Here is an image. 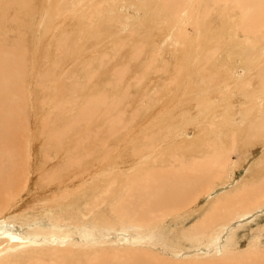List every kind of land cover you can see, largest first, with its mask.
Masks as SVG:
<instances>
[{
    "label": "bare ground",
    "instance_id": "bare-ground-1",
    "mask_svg": "<svg viewBox=\"0 0 264 264\" xmlns=\"http://www.w3.org/2000/svg\"><path fill=\"white\" fill-rule=\"evenodd\" d=\"M89 1H92V3L88 5ZM119 1L120 0H110L109 2H107V0H0V264H170L163 261L158 254L150 251L148 247L144 248L143 246H147V243L150 244L152 242L150 238L155 235L157 228L162 227L161 225L163 222L173 217L174 214L177 215V213L188 212L191 206H196L202 198H208L210 194H215L214 197H216L217 201L205 212V214H203L202 220L193 225L189 236H184L185 242H190L192 246H190V248L185 247V244L188 243H185V246L173 245L175 247L173 256L178 257V259L182 258L177 260L179 262L178 264H182L184 261L201 258L206 260L204 262L192 264H264V252L258 254L250 253L247 255L238 254L232 242L234 240L233 230L238 226L237 224L253 217L258 213L257 210L264 208V167L258 172L259 175L257 180L260 179V181L258 183L255 182L256 184H248L244 176H241L240 180L232 187L233 189L216 186L218 189L214 188L215 191H212L211 189L217 184V180H219L216 179L218 176L217 171H223V173H225L227 169L225 166L227 156H224L225 154H223V151H216L215 153V147L208 151L206 145L208 153L204 152L208 155L205 156L206 159L204 161L192 162V157H189L190 154H198L203 149L206 151L205 148H202L205 142L204 140L202 142L198 141L193 144L191 143V147H187L186 150L181 152V155L176 153V155H179L180 159L174 163L172 169H161L159 166L143 168L142 164H151L155 154L162 152V149L168 152L167 148H164V146L177 144L178 141H182L178 138L184 128L182 130H177V122L173 121V119L175 120L179 114L178 112L182 111V113H184V111H188H186L187 109L178 110L177 108L178 112L176 113L175 109V114L166 110L161 115L159 113L160 111H163L167 106L170 107L173 105V103H170L169 99L167 102V98L162 99L161 96L156 99H151L152 101L156 100L151 103L156 108L152 106V108L148 110V114H146L147 112L144 110L138 109L137 114L132 115L131 119L133 117L135 118L133 124V128L135 129H132L131 120L127 118L117 119L113 118L112 115L107 117L108 114L115 111L114 107H116L109 105V102L106 101L109 94H106L102 99L96 97L89 103H85V106L82 105L76 108V110H80L73 116H68L66 114L67 101L70 102V100L66 101L65 99H72L77 96H69L72 93H84L81 90L82 88H84L85 92L93 86L97 87V89L103 88L109 77L110 66H114L116 64L115 62L118 63L122 59L121 57L126 56L129 50L126 48V44H129L128 36V39H120L117 34H115L116 36L114 37V33L111 31L112 28L108 27L106 21V24H101L102 19L107 20L108 16L107 13L104 12L106 8H98L105 7L109 4H111L113 8H117L119 5L113 2L119 3ZM123 1L133 5H139L143 8L146 6V2L154 0ZM225 2L226 3L221 6L219 13L215 14V17H224L225 14H229L228 10L233 14V12L236 11L235 8H238L235 0H225ZM228 2H230V4H228ZM199 3H197V0H167V3L163 5V12H165L167 19H174L170 24L175 27L178 21L174 14L183 11V14H187V16L191 18L195 12L191 7L194 6L193 8H196V6L202 4ZM262 3L264 4V0H257L256 6L260 7V11H262V9L264 10V5L262 6ZM158 6L159 3H156L154 7L157 9ZM257 8L255 7V9ZM238 10L239 9H237V11ZM257 10V14L260 15L259 9ZM243 11L244 10H242V12ZM83 12H93L92 17L97 18L93 25L98 27L102 26L99 31H102L104 34H100V37L98 35L85 37L81 41V48H77L78 50L76 51L75 48L77 45L75 47L74 42L68 40L70 35L64 37L58 35L67 31L69 28L78 30L77 32H80V34L86 33L91 26L81 14L79 20V13ZM243 13L246 14H241L238 23L228 20V17L224 20V23H227V33L233 36L231 40H228L229 44L226 46V48H229L231 51L229 56L230 60L235 59V61L238 62L240 59L239 57H243L245 60L248 52H254L257 55V59L252 58L251 63L248 61L249 59L246 60L248 63L246 66H243L244 74L241 81H239L238 76L232 72L233 70L231 71L232 74L229 75L231 64H229L226 71L224 70L221 72L220 69V72H216V74L214 72L210 74L206 71L208 68H203L207 72H202L203 75L199 72L202 68L199 70L195 68L197 70H195V73H193L194 68L188 71L187 62L189 61V68L190 66L192 68L193 62L201 59L199 58V53H201L199 51L205 50L208 47V43L204 42L208 38V34L203 37L202 33L200 36L201 38L197 39V48L194 49L195 47L191 48L192 46H190L191 50L188 51L191 55L190 57L185 59L188 55H184L183 57L182 55L185 51L182 53V50L180 56L178 55L179 53L176 54L177 56H174L176 57V62L174 61L175 64L171 62L172 66L170 65L169 67L172 68L178 65V62H183L187 67L185 73L180 72L178 80L172 83L171 86L168 85L166 88L171 93L173 91L176 92V95L179 94L178 97L180 94L182 96L186 94L188 97L191 95L195 98L194 100H196V103L194 106L190 105V102L194 100L189 102V100L193 98L187 99L188 102L186 103H190V106H187L188 110L189 112L190 110L191 112L194 111L193 114L191 113L193 115V117L192 115L191 117L195 118L197 121L203 117L201 115L202 112L208 114L212 110L221 111L227 103L229 105L228 113L232 115L237 128L240 126L237 129L238 134L234 139H241L244 136L250 135L249 129L243 127V120L245 119L251 120L252 126L254 127L252 129V134L257 133V136L263 138L264 112H262L260 116L255 117L256 114L254 110L256 107L259 109V106L262 108L264 107V96L256 98L257 101L249 100L251 97L248 100H243L239 94L240 92H237L236 89L239 85H242V83H246V86H256L255 83H251V80L253 76L256 74L258 75V69L262 68L264 65V36L260 39V42H262L261 45L255 42L256 40L253 41L251 39H247L244 42V40H240L238 30L240 28L242 31L249 32L252 28L250 23L253 22L257 24V32L261 28V30H264V12L261 13L262 18L258 15L259 18L262 19L259 22H257L259 19L257 15L255 20L248 12L244 11ZM120 17L119 15H113L111 20H116L118 22ZM158 19H160V17ZM158 19L157 23H159ZM111 20L109 21L112 22ZM79 22H82L83 26H76ZM218 23L216 24L221 26ZM86 25H88L87 29L85 28ZM186 25L187 22H181L183 28H186ZM198 25L201 28L200 31L205 29V21H195V29ZM123 29L120 28L119 31L122 32ZM228 29L230 31H228ZM83 30L85 32H81ZM92 30H94V28ZM156 30L158 34L156 40L160 47L167 48V46H169L168 48H170L173 43L169 40L167 41V30L163 32L164 34L160 33L161 29L159 26H157ZM84 36L85 35H82L81 37ZM108 39H110V41L106 42ZM139 39L135 37V40ZM120 40L125 42H121L123 46L122 51H120L121 53L119 55L117 53L114 56L111 60H114L113 62H108L105 66L103 63L101 64L105 67L104 73L96 71L97 69L99 70V63L96 61L95 55L92 56L94 59L90 67V72L93 71L94 74L95 72L97 73L96 75L90 74L88 76V80L93 79V82L89 84V86L85 88L84 80L82 84H80L79 81L74 82L75 80H70V78H72L70 77L72 71L69 73L65 71L70 63L67 64L68 61L77 59L76 61L79 62H77L78 64L75 66L78 71L77 73H80V75H88L87 70H84L85 66L80 65V63L82 64L81 55L84 52L87 53L88 50L94 47L97 48L99 45L102 46L103 41L107 43L110 49H113L111 46L113 42ZM132 41L134 44V40ZM115 44L117 45V43ZM187 44L188 43L185 44V48H187ZM198 45L200 46L198 47ZM220 45L219 48H215L216 46L212 47L215 48L216 51L212 52L211 55L207 53L206 56L204 55L206 57L204 61L205 64L208 62V65H210L214 59H217L219 50L221 49ZM173 48L175 49V46H173ZM180 48L178 47V49ZM74 49L75 51H73ZM106 51L108 52L107 49ZM132 52H134V48ZM225 52L226 51H224L223 55H225ZM178 56H182L183 60L177 59ZM55 59V64L57 63L58 69L55 67L53 61ZM172 59L174 58H171V60ZM142 61L143 60H140L139 62L142 63ZM42 64H45L44 69ZM194 66L196 65L194 64ZM196 67H199V65ZM216 67L217 64L215 65V68ZM167 69L168 67L166 70ZM212 69H214V66ZM171 70L175 72L177 68L175 67ZM38 71L42 73L40 76L38 75L36 77V75L39 74ZM199 75L201 76L199 77ZM72 76L74 77L73 79H75V75L72 74ZM260 76L262 77L257 81L261 80L260 87L263 89L264 75L260 74ZM256 78L254 80H256ZM76 83L79 84V87H77ZM203 84L205 85L202 86L205 87L203 90L207 88L205 90L207 92L199 99V85ZM196 86H199L198 90L194 89ZM221 87L225 90V100L220 99L221 95H223L220 94ZM258 90H260V88H258ZM257 91H255V93ZM56 93L61 95L60 98H57L59 99L57 103H60V107L57 106L55 115L46 120L48 126L54 123L59 127V130L55 128L58 131L56 130V132L52 133V136L47 138L50 155L53 153H66L68 155V151L65 150H68V148L72 146L74 149L73 151L80 153L88 151L93 145H106L108 143L112 144L108 151H116L101 159L100 157H96V162L90 166L86 165V167L80 162L83 160L79 159V156L71 157L68 161L66 160L62 166L59 164V167L55 168L53 171L39 170L44 168L43 166L35 167L38 163V157L36 158L34 153L36 148L35 145L38 147L37 142L42 138L37 135V130H35L33 125V118L43 112L45 107L56 102V99L54 100L53 98ZM248 93L249 92H247V94ZM41 96L48 99H44L39 104L37 102L38 99L34 97L40 98ZM144 97L145 96H143V98ZM182 99L183 98H181V100ZM184 99H186V97ZM253 100L255 99L253 98ZM162 101L164 103H162ZM177 102L179 103V101ZM146 104H148V102ZM183 104H185V101ZM175 105H173V107ZM34 107L37 109L36 111H38V113L35 110L34 113ZM98 114L105 115L103 116V127L100 126L102 129L96 128L91 130L95 131L96 134L93 135L96 137L94 136L87 142L83 141L79 146H77V143L72 144V146L67 145V143L70 142V138H68L69 134L75 133V123L79 120L82 121L80 124L86 121L88 127L92 128L94 120H98ZM188 115H190V113ZM107 119L112 122L110 126V122H106ZM136 120H138L137 123ZM149 123L150 126L145 127V125ZM85 125L86 124H84V126ZM84 126L81 128V131L84 130ZM187 129L186 127V130ZM190 132L193 134L191 129ZM85 133L88 132L85 131ZM158 133H166L170 136L169 142L163 143L164 140L157 142L156 138H159ZM76 135L79 134L77 133ZM167 135L164 137L167 138ZM140 136L143 140H140ZM73 139L76 140V138ZM77 140L82 139L77 138ZM223 142L224 141H220V143ZM250 143L251 141L246 142V144ZM97 152H100V150ZM215 154H217V156ZM56 156L58 157L59 154H56ZM165 156L158 159L159 163L165 162ZM125 165H140L139 169L134 172L137 174L128 180V184H124L121 175H118V172H116ZM87 167L88 170H86ZM29 170L39 171V173H41V186L46 185L45 187H49L50 185L52 188L55 186L60 189L59 191L70 187L76 176L81 177L82 181H89V179L92 178V174H94V176L101 175L105 177V182L107 183L105 196L104 198L102 196V199L99 200L100 202L96 204V208L101 207L102 204H104L102 206H105V203H108L112 209L111 213L108 215L106 212L101 211V215L95 217L93 225H90V222H88L86 226H79L78 236L73 232L59 231L55 228H40L39 225L34 223L36 217H32L33 215H37L35 214L36 211L34 213L26 211L15 214L13 211L16 208L12 210V207L16 204L17 196L20 195L21 190L28 185V178H30L28 175ZM142 173L143 176L141 177L140 174ZM96 180L93 179L94 182H96ZM50 187L48 189H50ZM68 193L62 192L60 193L61 195H59L62 200H65ZM205 193L206 196L202 197ZM41 195L43 196V194ZM44 198L43 196L42 199ZM36 209L32 208V210ZM97 209L100 210V208ZM92 212L95 213V209H93ZM60 221H63V216L57 223ZM119 224L125 226V228L126 225L138 226L141 231L135 234L125 232L123 236L116 235L117 238L115 240H110V238H108L110 236L101 238L92 234L97 233L102 227L106 229L109 228V230L115 229ZM119 241H122V243ZM119 244H122V246ZM105 248L108 251H103Z\"/></svg>",
    "mask_w": 264,
    "mask_h": 264
},
{
    "label": "rangeland",
    "instance_id": "rangeland-1",
    "mask_svg": "<svg viewBox=\"0 0 264 264\" xmlns=\"http://www.w3.org/2000/svg\"><path fill=\"white\" fill-rule=\"evenodd\" d=\"M109 1L110 0H107V2H109ZM154 1L146 2V6L143 8L140 7L139 5H133V4H131L129 2H125L123 0H120L119 3L113 2V3L119 5L117 8H113L111 6V4H109L105 7L98 8V9L106 8L107 11L105 10L104 12L107 13L108 19L107 20L102 19L101 24L103 23L102 25H104V23L106 21V23L108 24V27L112 28L111 31H112V33H114L113 34L114 37L116 36L115 34H117L120 39H123V38L128 39V37H129L130 41L128 40V42L130 45L126 44V48H128L129 50H128L126 56L121 57L122 59L118 63L115 62L116 64L114 66H112V67L110 66L109 77H108L105 85L103 86V88L97 89V87L93 86L91 89L87 90L86 92H85L84 88H82V89L80 88L84 93H82V92H80L78 94L72 93L69 96H73V95H77V96L75 98H72V99L71 98L65 99L66 101L70 100V102L67 101L66 114L68 116L75 115L80 110V109L76 110V108H78L82 105L85 106V103H89L90 101L94 100V98L97 97L99 99H102V98H104V96L106 94H109V97L107 98L106 101L109 102V105L116 106V107H114L115 111L113 113L108 114L107 117H110L112 115L113 118H117V119H122V118L126 119L127 118V119L131 120L130 122H131L132 129H135V128H133L135 118L133 117L131 119L132 115H134V114L136 115L138 109L144 110L145 112H147L146 114H148V110L150 108H152V106H153L151 103L156 101V100L152 101L151 99H154V98L156 99V98H159V96H161L162 99L167 98V102L170 100V103H173V105L176 104L174 106L175 108L173 107V105L170 107H168V106L165 107V109H163V111L159 112L161 115L166 110L170 113L175 114V112H174L175 109H176V113L178 112L179 109L180 110H183V109L186 110L187 109L186 111L189 112L187 106H190V105L194 106L195 105L196 100H194L195 98L193 96L190 95L191 97L190 96L188 97V96H186V94H185V96H184V94H183V96L180 94L181 97L180 96L178 97L179 94L176 95L175 94L176 92H173V91L171 93L166 88L168 85L171 86L172 83H174L178 80V78H179L178 76L180 75V72L185 73L187 66H188V71L189 70L191 71L194 68L193 73H195V70L197 68H198L197 70L202 68L203 71L199 70L200 74H202V72L207 73L206 71H208L210 74L213 72L216 74V72H220L219 71L220 69H221V72L224 70L226 71L229 64H231V69L229 70V75L232 74L231 71L233 70L232 72L235 75H237L239 81H241L242 76L244 74L243 66H246V64L248 63L246 60L249 59L248 61L251 63L252 58L257 59V55L254 52H251V53L248 52L246 54L247 57L245 60L243 59V57L242 58L239 57L242 60L239 59L240 61L238 60V62L235 61V59L230 60L229 56H230L231 51L229 50V48H226V46L229 44L228 40H231L233 38V36H232V34L229 35L227 33V29H226L227 23L226 24L224 23V20L227 17H228V20L238 23V21H240L241 14H246V13H243L244 11L248 12V14H251L252 17L256 20L257 16L259 15V14H257V12H258L257 9H259V11L261 10L259 6H256L257 0H255L256 2L254 0H249V1H247V0H235V3H237L236 5H238V8H235L236 11H234L232 14L231 11L228 10L229 14H227V15L225 14L224 17L220 16L221 19L219 16L215 17V14L219 13L221 6L224 5V3H226L225 0H197V3L200 2L199 4L202 3L203 5L201 4L200 6H196V8H193L194 6L191 7V9H193L195 11V12L193 11L194 13H193V16L191 18L189 16H187V14H183V11L181 13L179 12L177 14H174L176 17V20L178 21L177 26H175V27H173L170 24L173 22L174 19L173 20L171 18L167 19L165 12H163V8H164L163 5H165L167 3V0H164V1L163 0H154ZM162 2H164V3H162ZM91 3H92V1H89L88 5ZM156 3H159V6L157 9L154 7ZM217 4H219V5H217ZM228 4H230V2H228ZM241 5H243V6H241ZM263 5L264 4L262 3V6ZM255 7L256 8L258 7V8L255 9ZM237 9H239V10L237 11ZM242 10H244V11L242 12ZM255 12H256V14H255ZM263 12H264V10L262 9V11H260L259 16H261V13H263ZM80 14L85 20H87L89 22V25L91 26V28H90L91 31L89 29L88 31H86V33L80 34V32H77L78 30H75L74 28L73 29L69 28L67 31L58 35L61 37L70 35L68 37V40L70 42H74L75 47L77 45V47L75 48L76 51L79 48H81V46H82L81 41L85 37H89V36H93V35H98L100 37V34L101 35L104 34L102 31L101 32L99 31V30H101L102 26L98 27V26L93 25L94 21L97 19V18L92 17L93 12L92 13H88V12L79 13V20H80ZM113 15L121 16L119 18L118 22L116 20H113V21L111 20ZM259 16H258V18H259ZM151 17L153 18V20ZM157 17L158 18L160 17V19H158ZM261 18H262V16H261ZM261 18H259L257 20V22L261 21L262 20ZM157 19L159 20V23H157ZM219 19H220V21H219ZM109 20H111L112 22H110ZM198 20L205 21V29H202V31H200L201 28L199 27V25L195 29V21L198 22ZM181 22H187L186 28H183L181 26ZM216 23H218L221 26H218ZM156 25L160 27V29H161L160 33H163L167 30V33H166V35L168 34L167 35L168 36L167 41L169 40L173 43V44H171L172 46H170V48H168L169 46H167V48L166 47H160V45L158 44V41L156 40L157 35H158L157 30H156L157 29ZM250 25L252 26V28H251V30H249V32L248 31H242L239 28L238 32L240 35V40H242V41L244 40V42L247 39L248 40L251 39L253 41L256 40L255 42H257L258 44L261 45L262 42H260V39L264 36V30H261L262 29L261 28L257 32V24L255 22L250 23ZM76 26H78V27L83 26V23L79 22L76 24ZM85 28L87 29L88 25H86ZM93 28H94V30H92ZM120 28H122V29L124 28L122 30V32L119 31ZM131 31H133V32H131ZM182 31H185V32H182ZM199 31H200V34H199ZM228 31H230V30L228 29ZM81 32H85V31L83 30ZM135 32H136V34H135ZM202 33H203V37L207 36V34H208V38L204 41V42L208 43V44L206 43L208 45V47L205 50L199 51V52H201V53H199V58H201V59H198V61L195 60L193 62L192 68H191V66L189 68V65H188L189 61L186 64L187 66L183 62L182 63L178 62V65H175L172 68L169 67L170 65L172 66V64H175V62H176L175 58L176 57H174V56H177L176 54L179 53L178 55L180 56L181 52L183 51L182 53H184V51H185V53L182 55L183 57H184V55H186V56L188 55L187 57L185 56L186 57L185 59H187L188 57L191 56L190 53H188V51H190L191 48H193V47H195L194 49L197 48L196 47L198 44L197 39L201 38L200 36ZM82 35H85V36L81 37ZM135 37H137L138 39L140 38V39L135 40ZM111 39H113V38H111ZM131 39L134 40V44H133V41ZM211 39H213V40H211ZM105 41H103L102 46L99 45L101 47H99V46H98L99 48L94 47L93 49L88 50L87 53L84 52L81 55L82 64L80 63V65L85 66L84 70L85 69L87 70L88 75L87 74L80 75V73H77L78 71L75 68V66L79 63L78 61H76L77 59H71V61L67 62V64L69 62L70 63L66 67L65 71H68V73L72 71L70 73V77H72V78H70V80H75L74 82L79 81L80 84H82L83 80H84L85 81L84 85L86 88L87 86H89V84H91L93 82V79L88 80V76L90 74L96 75L97 72L104 73V71H105L104 66L108 62H113L114 60L113 61H111V60L114 58V56L117 53H118V55L121 53L120 51H122V48H123L121 42H124L123 40L114 41L113 45H111L113 47V49H110V47L107 46V43H105ZM108 41H110V39H108L106 42H108ZM115 43H117V45ZM124 43H123V45H124ZM186 43L190 44V45L187 44V48L184 47ZM219 45H220L221 49L219 50V55L217 56V59H214L210 65H208V62H207V64H205L204 61L206 59V57H205L206 53L211 55L212 52L216 51L215 48H219ZM173 46H175V49L176 48L177 49L175 50L173 48ZM190 46H192V47L190 48ZM199 46L200 45H198V47ZM214 46H216V47L212 48ZM178 47L179 48L181 47V48L178 49ZM133 48H134V52H132ZM75 49L73 51H75ZM106 49L108 50V52L106 51ZM135 49H137V50H135ZM140 50H141V52H140ZM224 51H226L225 55H223ZM104 52H106V53H104ZM166 53L169 55H167ZM93 55H95V59L99 63V70L102 69L101 71H99L98 69L97 70L95 69L97 71V72H95V74L93 71L90 72V67H91V64L93 63V59H94L92 57ZM179 56L177 57V59L179 58V59L183 60V57L182 56L179 57ZM171 58H174V59L171 60ZM237 58H238V56H237ZM101 60H103V61H101ZM138 60L139 61L143 60V61H142V63H140ZM53 61L55 64L56 59ZM171 62H172V64H171ZM102 63L104 66L101 65ZM200 63H204V64H200ZM194 64L196 66L199 65V67L194 66ZM216 64H217V67L215 68ZM226 64H228V65H226ZM42 66L44 69L45 64L44 65L42 64ZM42 66H41V68H42ZM203 66H205V67H203ZM213 66H214V69H212ZM55 67L58 69L57 63L55 64ZM167 67L169 70L168 69L166 70ZM175 67L177 68V70L176 71L174 70L175 72H173V70H171V69H174ZM203 68H208V70L205 71ZM170 71H172V72H170ZM38 73L39 74H37L36 77L38 75L40 76L42 72L38 71ZM72 74L75 75V79H73L74 77L72 76ZM260 74L264 75V65L262 66V68L258 69V75L259 76L256 74L255 76H253V79L251 80V83H255L257 87L256 86H248V85L246 86V83H242V85H239L240 88L238 87L236 89L237 92H240L239 94L241 95V98L243 100L244 99L248 100L251 97V99H249V100L257 101L256 98L264 96V94H263L264 88L261 89V87H260V83H261L260 81L261 80L257 81L258 79H260L262 77V76H260ZM200 76L201 75H199V77ZM255 78H256V80H254ZM257 84H259V85H257ZM76 85H77V87H79L78 83H76ZM93 85H94V83H93ZM199 86H200V89H199ZM199 86H196L197 89H196V87L194 89L195 90L199 89V91H198L199 94L203 93L202 95L198 94V97L200 96L199 97V99H200L205 94V92H207V91H205L207 88L203 90V88H205V87H202V86H205L204 84L199 85ZM255 88H257V89H255ZM258 88H260V90H258ZM249 90L250 91L252 90V91L250 92ZM255 91H257V92L255 93ZM247 92H249V93L247 94ZM224 93H225V90L222 89V87H221L220 88V94H223L220 97L221 100H225ZM252 93H254V94H252ZM261 93H262V95H261ZM245 94H246V96H245ZM54 96H53V98H54V100L56 99V102L45 107V110L43 112L39 113V115H37L33 118L34 119L33 125H34L35 130H37V135L42 138V139H39L37 142L38 147H37V145H35L36 148L34 150V153H35V157L36 158L38 157V163L35 165V167L43 166L44 168H41L39 170L43 169V170H47V171H53L55 168L59 167V164L62 166V164L66 160L68 161L73 156H79L78 158L83 160L80 162H82L84 164V166L86 167V165L90 166L91 164H94L96 162L95 161L96 157H100V159H101V158L108 156V154L116 151V150L115 151H108V149L112 146V144H110V143H108L106 145H93L92 147L89 148L88 151L80 152V153L73 151L74 149L72 148L73 147L72 144L77 143V146H79V144L83 143V141L87 142V141H89V139H91L95 136V135H93V134H96L95 131H91V130H94L96 128L100 129L101 127H103V116L106 114L105 113L104 115L98 114L99 115L98 120L97 119L94 120L92 128L88 127V124L86 123V121H84V123H82V124H80V122H82L80 120L75 123L76 124L75 125L76 130H74V131L76 134L78 133L79 135H76L75 133L69 134L68 138H70V142L67 143V145H70L72 147L68 148L66 145L68 150H65V151H68L67 152L68 155L66 153H53L52 155H50L47 138L52 136V133L56 132L57 129L59 130V127L57 125H55L54 123L49 124V126H48V124L46 122V120L50 119L51 117H53L55 115V113L57 112V106L60 107V103H57V100H59L57 98H60L61 95L59 93H56ZM143 96H145V97L143 98ZM185 97H186V99H184ZM34 98L38 99L37 102L39 104L44 99H46L43 96H41L40 98L39 97H34ZM148 98H150V99H148ZM181 98H183V99L181 100ZM190 98H193V99H190ZM253 98L255 100H253ZM146 99H148V100L145 101ZM187 99L188 100L190 99L189 102L191 100H194V101H191L190 102L191 104L189 103L190 104L189 105L188 103H186V102H188ZM180 100H181V103H180ZM183 100L185 101V104H183L184 103ZM177 101H179L180 104ZM147 102H148V104H146ZM162 103H164V102L162 101ZM53 105H55V106H53ZM153 108H156V107L153 106ZM177 108H178V110H177ZM257 109L258 108L256 107V109L254 110L255 114H256V116L254 114L255 117L260 116L262 114V112H264V107L262 108L261 106H259V109L258 110ZM34 110L36 111L37 109H35V107H34L33 111ZM261 110H263V111H261ZM35 111H34V113H35ZM36 112L38 113V111H36ZM121 112H122V114H121ZM180 112L182 113V111H180ZM180 112H178L179 114L177 115L175 120L173 119V121L177 122L176 123V125L178 127L177 130L178 129L182 130L184 128L182 130V132L180 133V137L178 138L179 140H182V141H178L177 144L164 146V148H167L168 152H166V151H164V149H162L161 150L162 152H158L155 154V157H153L154 160L151 164H149V165H145L146 163L142 164L143 168H151L153 166H159L161 169H172L174 166V163H176L180 159L179 155H176V153L181 155V152L186 150L187 147H191L190 146L191 143L193 144V143H196L198 141L202 142L205 140L202 148H205L206 151L203 149L198 154H193V153L190 154L189 157L190 158L192 157V159H191L192 162H199L201 160L204 161L206 159L205 156H208L207 155L208 154L207 153V147H208V151H210L212 148L215 147L214 148L215 153H216V151L217 152L223 151V154H225L224 156L225 157L227 156L226 157V163H225L226 164L225 166L227 169H226L225 173H223V171L222 172L217 171L218 176L216 179H219V180H217L218 185L215 184V186H213V188L211 189L212 191H215L216 188L218 189V187H221V186L227 187L228 189H233L232 187H234V184H236L237 181L240 180L241 176H244L245 181L250 185H251V183L254 184L255 182L258 183L260 181V179L259 180H257V179H258V175H259L258 172L261 170V168L264 167V146H262V145H264V137L262 138L261 136H257V133L252 134V129L254 127L252 126L250 119L243 120V122H244L243 127H247L249 129L250 135L244 136L241 139H234V138H236V136L238 134L237 129L240 126H238V128H237V125H235L236 122L233 121L232 115H230L228 113L229 112V105L227 103L221 111L212 110L208 114H205V112H202L201 115L203 117L200 118L198 121L195 118H192L193 117L192 114L194 113V111L191 112V110H190V112H189L190 115H188L189 113L185 112V111L181 115ZM186 113L188 116L186 115ZM183 114H184V116H183ZM191 115H192V117H191ZM195 116H196V114H195ZM106 122H110L109 126L112 123L108 119ZM106 122H105V125H106ZM137 122H138V120H136V123ZM84 124H86V125L84 126ZM146 125H145V127H149L150 123L146 124ZM83 126H84V130L81 131V128H83ZM191 126H193V127H191ZM186 127L188 128L187 130H186ZM55 128H57V129H55ZM190 129H191V131H193V134L190 132ZM194 129L195 130L197 129V130L195 131ZM85 131L88 133H85ZM184 131H185V134H184ZM194 131H195V133H194ZM166 135H167L166 133H161V134L158 133L159 138L157 137L156 141L160 142V141L164 140L163 143H168L170 140V136L167 135L168 137L165 138L164 136H166ZM75 136H77V137H75ZM73 138H76V140H74ZM77 138L82 139V140H77ZM180 138H182V139H180ZM140 140H143L141 138V136H140ZM220 141H224V142L220 143ZM247 141H251V143L246 144ZM174 143H176V142H174ZM206 145H207V147H206ZM220 148H221V150H220ZM99 150H100V152H97ZM92 152H93V156H92ZM204 152L207 154H205ZM56 154H59V156L57 157ZM217 154H215V155L217 156ZM162 156H165V158H164L165 162L159 163L158 159ZM41 157H42V159H41ZM252 163H254V164H252ZM88 167L86 168V170H88ZM139 167H140V165H136V166L125 165V166H122V169L117 170L116 172H118V175H121L123 183L128 184V180L137 174L134 172L136 170H138ZM28 175L30 176L31 179L28 178V185L24 189H22L20 195L17 196V200L15 202L16 204L12 207V210H14L16 208L13 211L15 214L26 212V211L29 213H34L36 211L35 214H37V215L36 216L33 215L32 217H36V220H34V223L39 225L40 228H43V229L55 228L59 231L73 232L76 234V236H78L79 235V231H78L79 226H83V225L86 226V224L88 222H90V225H93L94 224L93 221H94L95 217H97L98 215H101V213H102L101 211L106 212L108 215L111 213L112 209L108 203H105V206H102V205H104V204H102L101 207H97V208H100V210H98L96 208V204L100 202L99 200L102 199V196L104 198L105 188L107 187V183L105 182L106 179H105V177H103L101 175L94 176V174H92L91 175L92 178H90L89 181L88 180L82 181L81 177L76 176L73 179L71 186L67 187L68 189L67 188L62 189V191H59L60 189L56 188L55 186L52 188L49 185L50 189H48L49 187H45L46 185L41 186V183H42V182H40L41 173H39V171L29 170ZM140 176L142 177L143 173L140 174ZM93 179L94 180L99 179V180H96V182H94ZM220 179H222V180H220ZM30 180H32V181H30ZM107 181H108V178H107ZM218 181H220V182H218ZM224 181H228V182H224ZM216 186H218V187H216ZM55 188H56V190H55ZM42 189H43V191L45 190L44 193H43ZM62 192L63 193L69 192L67 194V197L65 198V200H62V198L60 197V195H61L60 193H62ZM73 192H75V193H73ZM91 192H92V194H91ZM41 194H43V196L46 198V200H45V198L42 199L43 196ZM204 196H206V193L202 197H204ZM214 196H215V194H210L208 198L203 199L201 197L202 199L200 200V202L196 206L194 205V207L191 206L189 208L188 212L185 211V212H181L179 214L177 213V215L174 214L173 217H170L167 221L162 223L161 228L156 229L157 231H155V235H153L150 238V240H152V242L150 244L147 243V246H143V247L144 248L148 247L150 251L158 254L163 259V261H165L166 263L178 264L179 262L177 260H180L182 258L178 259V257L173 256V252L175 249L174 246H181V245L185 246L186 245L185 247H188V248H190V246H192L190 242H185L184 236L185 235L189 236L190 230L192 229L193 225H195L200 220H202L201 218L203 217V214H205V212L208 211L214 205V203L217 201L216 197H214ZM20 198L21 199L23 198L24 200L23 199L21 200ZM34 198L36 199V202H35ZM33 199H34V201H33ZM42 201L44 202V204ZM58 201H59V203H58ZM61 201H62V203H61ZM29 202L31 203V205ZM32 202H33V205H32ZM17 203H19V204H17ZM66 205H68V206H66ZM16 206L19 208H17ZM32 208L33 209L37 208L38 210L37 209L32 210ZM93 209H95V213L92 212ZM97 212H98V214H97ZM257 212L258 213H256L253 217L248 218L245 221L238 223L237 224L238 226L236 228H234V230H233L234 231V233H233L234 234L233 235L234 240L232 241L234 243L233 247L235 248V250L237 251L238 254L247 255L250 253L258 254V253L264 252V208H262L261 210H257ZM62 216H63V221L62 222L60 221L57 223V221H59L62 218ZM99 227H101V226H99ZM140 231H141V229H139L138 226H127L126 225V228H125V226L119 224L115 229L109 230V228L106 229L105 227H102L97 231V233H92V234H95L101 238H103L104 236H107V237L110 236V237H108V238H110V240H115L117 238L116 235L123 236V235H125V232H128L130 234H135L136 232L138 233ZM156 232H157V234H156ZM119 242L122 243V241H119ZM185 243H188V244H185ZM119 245L122 246V244H119ZM132 248H134V247H132ZM103 251H108V250H106V248H105V250H103ZM205 260L206 259H204V258L197 259V260L196 259L188 260V261H184L182 264H192V263H196V262H204Z\"/></svg>",
    "mask_w": 264,
    "mask_h": 264
}]
</instances>
